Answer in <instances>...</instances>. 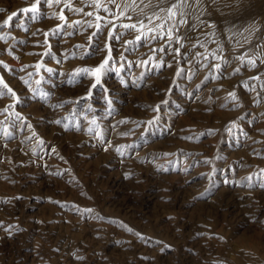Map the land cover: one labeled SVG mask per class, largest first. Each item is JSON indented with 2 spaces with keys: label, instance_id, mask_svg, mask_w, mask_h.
<instances>
[{
  "label": "rangeland",
  "instance_id": "374dc122",
  "mask_svg": "<svg viewBox=\"0 0 264 264\" xmlns=\"http://www.w3.org/2000/svg\"><path fill=\"white\" fill-rule=\"evenodd\" d=\"M172 2L41 0L0 28V264H264V0H188L179 44Z\"/></svg>",
  "mask_w": 264,
  "mask_h": 264
},
{
  "label": "snow or ice",
  "instance_id": "6c2138e0",
  "mask_svg": "<svg viewBox=\"0 0 264 264\" xmlns=\"http://www.w3.org/2000/svg\"><path fill=\"white\" fill-rule=\"evenodd\" d=\"M41 0H34L33 3H31L30 6L28 7H24L22 9H20L18 12H13L11 13V15H9L2 24H0V28H3L5 26H10L11 22L14 20L15 17L19 16L20 14H29V13H37L39 11V5H40ZM46 3L48 4H52V3H57L59 4L61 2V0H45ZM109 3H112L113 5H115L116 8H121V5L116 4V0H108ZM198 2V0H197ZM132 3L135 4L136 0H132ZM141 3H143V0H141ZM149 3H151V0H149ZM188 3V0H175V2L170 3L169 7L167 9H162V11H165L167 19L164 21V23L158 25V27L160 28L161 32L164 33V38L168 39L169 41L175 39L176 43L179 44L182 37H180L179 35H175L176 33H179L180 31V27L183 26L184 24L187 23V21L183 18L184 17V13L182 11V8L184 5H186ZM92 5L96 6V7H101L103 6L101 3V0H92ZM128 5L125 4V7H127ZM107 10V9H105ZM5 11V9H0V12ZM77 11H82V9H77ZM121 15H124L123 9H121L120 12ZM88 15H92V13H88ZM177 16H179L180 18L178 20H176ZM62 20H65L66 18L63 16V14L60 15L59 17ZM129 19H131V17H128ZM97 19H101V17L97 16ZM149 22H153V18L149 17ZM162 17L160 16H155V20H161ZM173 21V23L171 24V27L165 28V24ZM140 23V28L142 29L144 27L142 22ZM61 25H57V29L61 28ZM100 25H97V28H99ZM124 28H131V29H137V24H124L123 25ZM151 31V29H150ZM47 35V33L45 34ZM2 38V37H0ZM137 39H140V37L138 36ZM106 47H108L109 51H110V46L106 45ZM163 50V49H161ZM175 52L179 53V49H174ZM242 59V58H241ZM110 61V56L109 57H105V59L95 68L89 70V69H83L84 72L88 73L90 72L92 75H94L96 77V82L99 83L100 80V75L102 74V71L105 69V67L109 64ZM253 63V65L255 64V62H251ZM0 65H3L5 68H7V65H5L3 63V61H0ZM42 67V65L40 63H37L35 65V68L37 70V73L39 72L40 68ZM216 67H219V65H216ZM48 71H51V69H48ZM29 75H32L31 73H29ZM256 79H259V77H255ZM25 84L28 83L27 80L24 81ZM36 83H40V81H36ZM0 97H4V96H10L13 100V105H9L8 107H6L3 111L5 113H7L9 111V108L13 107L14 104L19 103V98L17 97V93L7 84L5 83L4 79L2 76H0ZM232 95L233 99H236L235 94H230ZM13 116H15L17 119H19V113H12ZM56 123H59V121H56ZM13 127H15V124L13 123ZM28 127H31V125L29 124ZM5 134L8 135L7 131L5 130ZM33 135H35V133H33ZM42 142V141H41ZM261 175H264V169L261 170ZM249 180H251V177H249ZM90 211V210H89ZM129 231H132V229H128ZM137 235H139L137 233Z\"/></svg>",
  "mask_w": 264,
  "mask_h": 264
}]
</instances>
